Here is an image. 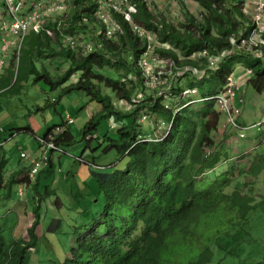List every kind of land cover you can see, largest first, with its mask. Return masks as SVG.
<instances>
[{
    "label": "trees",
    "instance_id": "trees-1",
    "mask_svg": "<svg viewBox=\"0 0 264 264\" xmlns=\"http://www.w3.org/2000/svg\"><path fill=\"white\" fill-rule=\"evenodd\" d=\"M72 1L74 10L71 17L64 21L65 30H92L89 24L99 21L102 31L98 40L103 42V47L84 54L81 50L63 45L59 53L66 57L69 65L55 77L46 66L39 67L35 61L36 55L46 50H56L51 45L53 39H62L56 22L50 21L46 25L33 27L27 34L21 47L17 71L12 59L0 76V90L13 89L21 78L24 63L25 73L34 74L36 81L44 80L51 89L61 87V96L73 90L84 91L98 107L83 129L85 137L90 132L97 134L95 129L102 117L109 118L115 114L124 120L118 126L120 139L110 138L112 142L108 146L129 155L133 162L129 161L125 167L112 172L100 173L97 179L105 196L100 214L95 215L97 219L91 227L83 228L89 231L86 235L85 230H79L82 225L74 226L73 230L79 231V234L71 247V256L66 255L60 264H225L223 258L228 254L238 258L237 264H264L263 241L248 228L253 212L257 208H264V192L257 191L254 183L244 181V178L256 177L261 171L264 172V155L250 150L242 153L235 148L234 151L228 150L222 144L224 140L221 142L214 133L221 128L224 115L213 98L186 105L176 112L163 103L162 97H155L151 93V96L129 108L118 106L113 94L120 100L131 101L138 91H135L137 84L143 83L138 64L142 41L126 21H123L125 31L120 33L118 40L107 39L104 23L95 13L97 1ZM138 1L136 20L155 29L159 37L173 44V47L163 49L167 55L178 58L181 51L187 56L185 62L198 63L190 55L203 47L218 52L232 46L233 35L245 34L252 28V17L244 10V0L232 3L230 8H225V0H197L206 9L203 19H199L181 1L186 12L184 26L190 27L187 31L165 15L159 17L146 0ZM213 27H216V33ZM29 36L31 44L24 50V42ZM127 41L137 69L134 78L123 81L122 77L133 71V60L122 55ZM174 46L180 50L177 51ZM263 58L244 49H235L221 60L218 70H210L201 79L188 76L187 80L177 83L173 91L179 93L185 85L198 82L210 85L201 89L202 96L215 94L226 81L228 73L233 72L236 64L242 63L253 71L248 82L257 91L263 92ZM107 65L118 69L124 66L126 69L122 76L117 77L97 70ZM77 72L78 79L66 84ZM128 83H131L130 87ZM103 86L109 88L110 92L105 91ZM142 108L147 114L166 122L162 138H146L147 133H141L135 126ZM159 122L156 123L160 127ZM169 123L171 127L166 133ZM52 129L46 137L52 134ZM232 130L239 137L238 130ZM92 139H88L89 145ZM72 140L69 127L57 139L68 144H72ZM253 142L258 150L263 144L262 135L254 136ZM250 152L257 153L258 157L256 155L250 159L252 154L246 155ZM236 156L242 157L241 160L245 158L244 167L239 164L240 160L233 159ZM6 164L7 158L0 152V190L5 187V192L10 194L12 185L17 184L19 179L31 184L25 176L17 179L25 166L19 164L6 173ZM52 167L51 157L33 184L37 190L33 200L37 199L32 206L35 216L27 229L28 239L16 241L4 254L5 240L0 233V264H28V250L35 248L40 240L37 227L42 219L41 202L52 191L49 185L41 189L40 174L44 170L51 171ZM214 246L225 255L216 259Z\"/></svg>",
    "mask_w": 264,
    "mask_h": 264
},
{
    "label": "rangeland",
    "instance_id": "rangeland-1",
    "mask_svg": "<svg viewBox=\"0 0 264 264\" xmlns=\"http://www.w3.org/2000/svg\"><path fill=\"white\" fill-rule=\"evenodd\" d=\"M64 1L66 2L67 9L63 12L62 16L66 20L68 17H71L74 3L72 0ZM147 1L151 9L159 17L165 15L169 19H175L172 20L174 23L176 21L177 23H181L178 20H183V16L179 15L180 11L186 13L181 1L187 5L188 9L190 7L193 14L198 16L199 19H203V13L206 11L197 0ZM234 2L237 3L238 0H225V8H230ZM89 25L92 26V30L78 28L77 32L71 31L70 33L78 38L86 37V39L91 41H99L98 38L102 31L99 21L93 25ZM33 27L38 26L33 25ZM181 29L187 31L190 27L183 25ZM213 31L217 32L216 27H213ZM156 32L159 34L158 31ZM5 37L9 49L12 51L15 48L14 35L7 34ZM114 39L118 40L119 35ZM30 44L31 36L24 42V50ZM51 45L54 48L56 47V50H50V52L46 50L43 54L36 55L35 61L39 67L46 66L52 75L57 77L69 65L66 57L59 53L63 45L66 47L67 43L63 39H60V41L53 39ZM174 49L180 50V48H175V46ZM75 50H78V48L76 47ZM198 52L199 50L194 52L195 58H198ZM179 54L183 55L181 51H179ZM122 55L128 58L132 55L128 41L125 47L122 48ZM262 57H264V54H262ZM181 61L185 62V58ZM15 63V71H17L19 60ZM132 68L136 72L137 67L134 59L132 61ZM125 69L124 66L118 69L110 65L97 68L98 71H101L105 75L116 77L122 76ZM2 71L4 69L0 70V76L2 75ZM25 72L26 68L24 63H22L21 78L17 82L16 87L7 91H3L4 89L0 90V152L7 158L6 173L13 171L19 164L26 168L29 167L32 161V154L36 153L39 155L41 153L42 139L47 135L48 131L58 124L65 123V120L70 115L75 119L74 122L66 125V128L69 127L73 134L72 144L62 143L66 151H54L52 154L53 167L51 171L47 175L45 172L40 174L41 189L44 190V187L46 188L49 185L52 191L51 195L41 202L42 219L40 225L37 227V233L40 235L39 243L35 248H30L27 255L28 264H60L66 255H70L71 247L75 244V239L79 234V231L73 230L74 226L82 225L79 230L82 229L84 231L85 229L83 228L93 225V221L97 219L95 215L98 216L100 214L99 210L105 201L104 192L100 189L97 179L101 176L100 173H108L117 168L125 167L129 161L133 162V158L126 154L123 155L116 147L108 146L112 142L110 138L120 139L121 136L118 132L119 125H113L107 117H102L99 120L97 129H95L98 136L90 141V145L88 144L89 141L84 136L83 129L98 110L97 103L92 101L88 94L82 90H73L61 96V87L51 89L44 80L36 81L34 80V74ZM233 72L238 78L242 92L241 95L245 99L242 102V121L259 120L257 116L264 114V91H257L248 82V79L253 75L250 67L238 63L235 65ZM78 73L73 75L66 84L76 81L79 77ZM14 81L15 76L12 84ZM128 85L130 87L131 83H128ZM195 86L198 89L196 96H201V89L207 88L210 85L197 82ZM103 89L110 92V89L105 86H103ZM136 90H143L146 97L151 96L142 82L137 84ZM113 96L118 106L128 108L125 100H120L115 94ZM54 98L57 100H54ZM255 98H258V101L254 106L253 101L255 102ZM142 109L145 110L144 108ZM126 111L129 112L128 110ZM146 120L144 122L139 118L140 123L136 122L135 124L141 133H147L146 136L150 135V133L155 134V132L163 133L166 129L164 126L159 127L156 123L160 120L159 117L156 119L151 114H148V121ZM127 121H130L129 118H127ZM159 125L162 124L160 123ZM220 126L221 128L219 127L218 131L214 134L221 142L224 140L222 144L228 150L234 151L233 149L235 148L239 149L241 153L245 150H250L264 155V142L257 150L253 142L254 136L240 139L236 135L237 132L232 130L233 128L222 127V124ZM245 145L246 148H244ZM107 146L108 149H105ZM22 151H25L28 156L23 157L21 155ZM252 152L246 155L250 156ZM257 153H253L250 159L256 155L257 158ZM241 158L236 156L233 159L240 160L239 164L244 167L246 161L245 158L243 160ZM227 164L225 163V165ZM244 181L254 183L257 191L264 192V172L261 171L256 177L244 178ZM5 191V187L0 190V233L5 240L4 254L16 241L28 239L29 233L27 229L35 216L32 206L37 199L35 198L33 202L31 201L32 203L29 206L26 204V201L21 203L20 201L22 200L20 199H23V197L27 198L28 192L32 191L36 195L37 190H28V187H26V193L21 196L19 194V185L16 183L12 185L10 194H7ZM248 228L256 238L263 241L261 244L264 245V208H257L253 212ZM87 232L89 231L85 230L84 234L86 235ZM214 248L216 259L225 255L218 247L214 246ZM236 260H238L237 257L228 254L223 258V263L237 264Z\"/></svg>",
    "mask_w": 264,
    "mask_h": 264
},
{
    "label": "built area",
    "instance_id": "built-area-1",
    "mask_svg": "<svg viewBox=\"0 0 264 264\" xmlns=\"http://www.w3.org/2000/svg\"><path fill=\"white\" fill-rule=\"evenodd\" d=\"M97 7L95 13L104 23V35L107 39H114L125 31L123 21L129 23L131 30L140 38L143 49L138 57L140 74L145 88L155 97H162L163 103L176 111L186 105L195 104L204 99H215L221 109L224 120L222 127H233L238 130L240 138L248 136L262 135L264 142V114L259 116V120L243 122L244 97L241 95L239 81L234 72L228 73L226 81L221 89L207 96H196L197 87L185 85L179 93H174L173 89L177 83L185 80L188 76L201 79L209 74L210 70H218L220 62L235 49H244L256 55L264 54V0H244V10L252 17V28L240 35L231 37L232 46L221 51H212L209 47H203L198 52V58L194 57V52L190 55L198 63L182 62L187 56L178 54V58L167 55L163 49L173 47L168 40H163L158 36L155 29L136 20L135 15L139 12L138 0H96ZM146 3L149 2L146 0ZM64 0H0V70L6 68L12 59H20L21 47L32 26H43L50 21L56 22V27L62 34V39L71 48H78L84 54L103 47V42L91 41L86 38H78L64 28L65 18L62 16L66 11ZM14 35V49L11 51L5 35ZM3 43L6 44L3 47ZM133 60V55L129 57ZM114 59V58H113ZM116 59V58H115ZM136 76L134 71L128 72L122 77L123 81H128ZM145 92L139 90L126 101L127 107H131L145 99ZM55 99V98H54ZM113 125H122L124 120L115 114L109 117ZM140 119L148 120V114L142 110ZM73 116H68L64 124H59L52 129L49 137L42 139V151L39 155H32V161L24 176L29 183L36 180L38 173L45 168L54 151H66L63 144L57 141L66 125L74 122ZM160 123L166 127V122L160 118ZM171 127L168 124L167 132ZM248 132H247V131ZM96 133H88L86 139H92ZM163 133L147 135L146 138H162ZM21 155L27 157V153L22 151ZM28 181H23L19 186V194L25 193Z\"/></svg>",
    "mask_w": 264,
    "mask_h": 264
},
{
    "label": "crops",
    "instance_id": "crops-1",
    "mask_svg": "<svg viewBox=\"0 0 264 264\" xmlns=\"http://www.w3.org/2000/svg\"><path fill=\"white\" fill-rule=\"evenodd\" d=\"M165 1V0H164ZM189 9H190V11L193 13V11H192V9L189 7ZM175 10H177V9H175ZM174 14H176V13H174ZM179 15H181V16H183V20H178V21H180L181 23H177V21H176V24H178V25H181L180 27H182L183 25H184V22H186L185 21V18H186V13H183L182 11H180V13H179ZM180 18V17H179ZM171 20H175V19H172V18H170ZM6 46V44L5 43H3V47H5ZM258 94H260V93H258ZM245 100V99H244ZM258 101V98H255V102L253 101V103H254V106H255V104H257L256 102ZM243 115V114H242ZM260 116V115H259ZM259 116H257V117H259ZM243 118V117H242ZM252 120V119H251ZM24 167V166H23ZM25 171H26V167H25V170L23 171V172H20L19 174H18V176H17V179H19V178H22L23 176H24V174H25ZM43 172H45V173H48V171H46V170H44ZM47 175V174H46ZM21 176V177H20ZM23 182V180L21 181L20 179H19V182L17 183L18 185H20L21 183ZM35 182H33V183H31V184H26V187H28V190H30V189H32V190H35V188L33 187ZM37 192V191H36ZM26 193V192H25ZM29 194L27 195V198H24L23 197V199H20V200H22V201H20L21 203L23 202V201H26L27 203V205L29 206L34 200H32L33 199V197H34V193L31 191V192H28ZM23 196V195H22ZM22 198V197H21ZM32 201V202H31Z\"/></svg>",
    "mask_w": 264,
    "mask_h": 264
},
{
    "label": "clouds",
    "instance_id": "clouds-1",
    "mask_svg": "<svg viewBox=\"0 0 264 264\" xmlns=\"http://www.w3.org/2000/svg\"><path fill=\"white\" fill-rule=\"evenodd\" d=\"M23 183V182H22ZM20 186V185H19Z\"/></svg>",
    "mask_w": 264,
    "mask_h": 264
}]
</instances>
